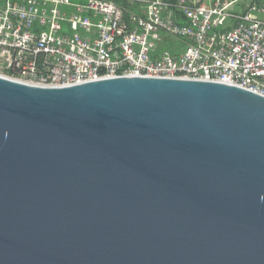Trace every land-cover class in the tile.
<instances>
[{
  "label": "water",
  "instance_id": "water-1",
  "mask_svg": "<svg viewBox=\"0 0 264 264\" xmlns=\"http://www.w3.org/2000/svg\"><path fill=\"white\" fill-rule=\"evenodd\" d=\"M0 264H264V96L0 77Z\"/></svg>",
  "mask_w": 264,
  "mask_h": 264
},
{
  "label": "built area",
  "instance_id": "built-area-1",
  "mask_svg": "<svg viewBox=\"0 0 264 264\" xmlns=\"http://www.w3.org/2000/svg\"><path fill=\"white\" fill-rule=\"evenodd\" d=\"M188 79L264 96V0H0V77Z\"/></svg>",
  "mask_w": 264,
  "mask_h": 264
},
{
  "label": "trees",
  "instance_id": "trees-1",
  "mask_svg": "<svg viewBox=\"0 0 264 264\" xmlns=\"http://www.w3.org/2000/svg\"><path fill=\"white\" fill-rule=\"evenodd\" d=\"M74 1H81V0H74Z\"/></svg>",
  "mask_w": 264,
  "mask_h": 264
}]
</instances>
